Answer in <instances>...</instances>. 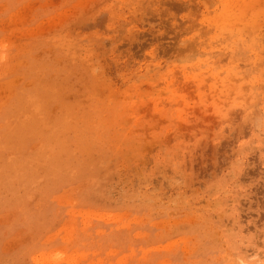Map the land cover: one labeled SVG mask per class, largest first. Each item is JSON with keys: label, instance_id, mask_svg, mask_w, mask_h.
<instances>
[{"label": "rangeland", "instance_id": "obj_1", "mask_svg": "<svg viewBox=\"0 0 264 264\" xmlns=\"http://www.w3.org/2000/svg\"><path fill=\"white\" fill-rule=\"evenodd\" d=\"M0 264H264V0H0Z\"/></svg>", "mask_w": 264, "mask_h": 264}]
</instances>
